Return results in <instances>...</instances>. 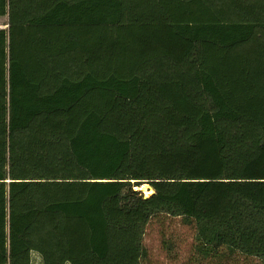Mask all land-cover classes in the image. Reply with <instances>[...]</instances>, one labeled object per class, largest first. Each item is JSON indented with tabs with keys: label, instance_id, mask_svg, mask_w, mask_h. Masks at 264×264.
<instances>
[{
	"label": "trees",
	"instance_id": "1",
	"mask_svg": "<svg viewBox=\"0 0 264 264\" xmlns=\"http://www.w3.org/2000/svg\"><path fill=\"white\" fill-rule=\"evenodd\" d=\"M6 15L0 264H142L161 213L204 257L264 264V0H0Z\"/></svg>",
	"mask_w": 264,
	"mask_h": 264
},
{
	"label": "rangeland",
	"instance_id": "2",
	"mask_svg": "<svg viewBox=\"0 0 264 264\" xmlns=\"http://www.w3.org/2000/svg\"><path fill=\"white\" fill-rule=\"evenodd\" d=\"M7 22L8 15L0 16V29L8 28ZM143 184H147L148 190L152 189L149 182ZM141 191L146 196L149 195L145 190ZM195 236L194 225L186 223L180 216L166 213L154 216L144 236L145 254L142 264H263L256 257L229 252L223 248L204 257L197 250Z\"/></svg>",
	"mask_w": 264,
	"mask_h": 264
},
{
	"label": "crops",
	"instance_id": "3",
	"mask_svg": "<svg viewBox=\"0 0 264 264\" xmlns=\"http://www.w3.org/2000/svg\"><path fill=\"white\" fill-rule=\"evenodd\" d=\"M35 257H34V254H33V261H32L31 264H43V262L41 260V257L39 255L35 254Z\"/></svg>",
	"mask_w": 264,
	"mask_h": 264
},
{
	"label": "bare ground",
	"instance_id": "4",
	"mask_svg": "<svg viewBox=\"0 0 264 264\" xmlns=\"http://www.w3.org/2000/svg\"><path fill=\"white\" fill-rule=\"evenodd\" d=\"M144 185V184H143ZM141 186V190L143 189V190H145L147 193H149V195H147V197H149V196H151L152 194H153V192H154V190L153 189H151V190H148L147 189V185H144V186Z\"/></svg>",
	"mask_w": 264,
	"mask_h": 264
},
{
	"label": "water",
	"instance_id": "5",
	"mask_svg": "<svg viewBox=\"0 0 264 264\" xmlns=\"http://www.w3.org/2000/svg\"><path fill=\"white\" fill-rule=\"evenodd\" d=\"M142 184H143V183H142ZM142 184H141V185H142Z\"/></svg>",
	"mask_w": 264,
	"mask_h": 264
}]
</instances>
